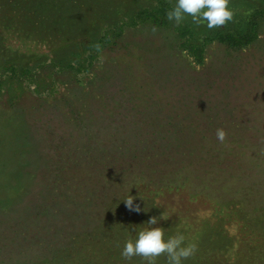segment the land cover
Returning a JSON list of instances; mask_svg holds the SVG:
<instances>
[{
	"label": "rangeland",
	"instance_id": "1",
	"mask_svg": "<svg viewBox=\"0 0 264 264\" xmlns=\"http://www.w3.org/2000/svg\"><path fill=\"white\" fill-rule=\"evenodd\" d=\"M106 1L128 12L155 0ZM229 6L233 20L212 29L129 22L88 69L51 62L100 32L0 18V264H146L124 242L162 213L166 236L196 245L183 264H264V0ZM251 20L247 44L210 40ZM130 189L139 212L122 200Z\"/></svg>",
	"mask_w": 264,
	"mask_h": 264
},
{
	"label": "trees",
	"instance_id": "2",
	"mask_svg": "<svg viewBox=\"0 0 264 264\" xmlns=\"http://www.w3.org/2000/svg\"><path fill=\"white\" fill-rule=\"evenodd\" d=\"M0 11H13L17 9V12L12 17L4 12L0 14V18H5L8 24L10 22H18V26L24 29L25 32H31L37 28L48 29L50 27L58 28L63 25L53 21H47L49 18H63L68 20V27L72 28L71 35L85 32H100L98 39H94L89 43L82 44V52L76 53V59H70L68 56H63L59 59H54L51 63L71 61L69 65H77V69H88L89 63L95 57V54L104 48L106 45L116 43V38L122 35L124 28L133 23L134 25L139 20L146 21L147 19L153 21L155 24L167 25L169 19H167V13L175 5L172 0H155L153 3H145L135 10L121 11L120 2L119 9L112 7L106 0H0ZM101 12L99 16L103 17H116L115 20H111L107 24H102L98 21L91 20L94 12ZM133 11V12H131ZM121 15L120 18H117ZM46 18V20H45ZM130 22V23H129ZM129 23V24H128ZM252 27L250 30L243 34L238 35L234 33H224L218 31L214 37L210 40L219 38L223 42H227L231 45L247 44L255 37L254 22L251 20ZM192 22L188 19H184L180 25V29L183 32L191 31L190 27ZM65 27V25H64ZM186 29V30H185ZM0 37L1 33H0ZM183 45L190 48L193 51L202 49V46L196 41H190L187 39L183 42ZM97 50V52H95ZM200 54V53H197ZM84 55V57H83ZM85 58V60H83ZM69 63V62H68ZM21 66L20 62L13 61L10 64L12 73L17 74L18 68Z\"/></svg>",
	"mask_w": 264,
	"mask_h": 264
},
{
	"label": "clouds",
	"instance_id": "3",
	"mask_svg": "<svg viewBox=\"0 0 264 264\" xmlns=\"http://www.w3.org/2000/svg\"><path fill=\"white\" fill-rule=\"evenodd\" d=\"M229 4L230 0H176L175 6L167 13V19L179 24L186 16H191L195 23L206 24L209 29L225 26L235 15ZM225 136L224 129L217 130L219 140H224ZM131 189L122 200L130 211L139 212L141 205L135 202L137 197L131 194ZM166 218L168 217L163 213L160 216H151L134 237L129 236L125 240L121 255L128 260L133 256H142L146 264H156V258L166 253L168 264H183L184 260L194 254L196 245L186 243L183 234L166 236L165 227L156 226L161 219Z\"/></svg>",
	"mask_w": 264,
	"mask_h": 264
}]
</instances>
